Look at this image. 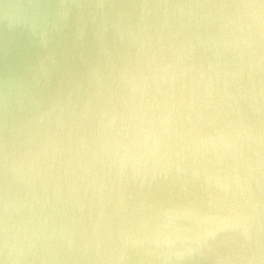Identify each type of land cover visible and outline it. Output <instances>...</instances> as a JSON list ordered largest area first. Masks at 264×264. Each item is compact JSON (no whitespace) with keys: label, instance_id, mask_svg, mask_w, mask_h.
<instances>
[{"label":"water","instance_id":"95a60500","mask_svg":"<svg viewBox=\"0 0 264 264\" xmlns=\"http://www.w3.org/2000/svg\"><path fill=\"white\" fill-rule=\"evenodd\" d=\"M0 264H264V0H0Z\"/></svg>","mask_w":264,"mask_h":264}]
</instances>
